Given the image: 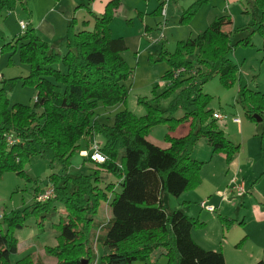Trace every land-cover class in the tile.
Masks as SVG:
<instances>
[{"label":"trees","instance_id":"1","mask_svg":"<svg viewBox=\"0 0 264 264\" xmlns=\"http://www.w3.org/2000/svg\"><path fill=\"white\" fill-rule=\"evenodd\" d=\"M209 2L195 0L181 21ZM252 3L261 16L253 23L251 33L261 36L264 51V0ZM18 4L24 6V1L0 0V14L12 12ZM119 6L120 0H110L103 13L94 17L91 30L75 32L69 23L63 54L42 41L31 26L14 39L13 46L10 42L0 49L2 53L4 48L18 46L20 63L29 67L23 83L36 91L33 108L10 105L7 92L13 81L1 80L0 177L7 172L23 177L24 165L34 156L61 168L60 173L46 179L43 189H34L31 206L3 217L6 230L3 234L0 232V264H39L31 255L11 262L10 257L18 251L14 234L29 219H34L38 226L52 221L57 204L63 211H59L57 224L52 225L58 232L56 244L44 249L55 264L84 261L88 264L94 257V235L102 225L104 234L96 239L105 249L102 264L148 260L157 249L164 253L166 264H226L221 252L204 250L192 240V229L202 227L203 223H196L181 210L167 212L163 199L165 194L179 197L193 181L197 182L198 178H191L202 163L191 159L190 154L198 140H206L212 153H223L227 165L237 151L212 117L213 112L208 109L210 97L201 92V85L215 76L224 87L236 80L238 70L229 58L233 51L232 21L227 15L216 17L200 34L177 42L173 54L159 53L160 60L165 59L170 67L163 76L169 84L154 99L175 94L166 109L138 100L145 107L144 115L136 116L125 109L110 124H104L96 120L95 110L99 104L106 108L124 105L128 92L123 83L131 74L122 57L127 49L124 39L112 38L110 33V24ZM160 8L161 4L156 11ZM225 27L229 30L223 31ZM236 44L252 45L249 38ZM180 70L182 73L174 77ZM245 92L246 87L241 83L239 94L245 96ZM257 99L264 104L263 97ZM254 108L257 111L261 106ZM178 110L182 116L172 117ZM248 117L255 120L254 116ZM184 124H188L186 135L173 138L167 133L165 148L147 140L155 126L164 125L172 132ZM96 137L101 139L99 152L105 161L98 164L87 158L86 162L97 168L93 167L89 175H69L72 157L82 150L80 141L88 150ZM102 171L113 176L120 189L119 193H113L111 200L107 193L115 185L99 187L104 176ZM48 185L53 187V197L38 202L37 196ZM104 204L110 216L100 225L93 217Z\"/></svg>","mask_w":264,"mask_h":264},{"label":"rangeland","instance_id":"2","mask_svg":"<svg viewBox=\"0 0 264 264\" xmlns=\"http://www.w3.org/2000/svg\"><path fill=\"white\" fill-rule=\"evenodd\" d=\"M38 1L25 0L24 6L18 4L10 13L1 12L0 49L7 43L12 42V46L15 44L14 39L21 34L18 26L20 20L30 21L35 34L42 41L48 44L53 43V39L46 36L44 38L36 30L38 19L35 4ZM50 1L52 5H57L53 14L49 13V15L53 16L52 19L55 20L57 26H61V28H56L62 38L57 51L63 54L65 52L64 37L69 23H72V29L75 32L91 30L94 23L91 22V26L87 27L85 21L83 24V19H75L73 10L71 13L65 11L68 8L67 5L73 0ZM171 1L165 8V18L154 17L142 23L135 12H132L130 17L123 11L128 12L129 8L132 11H139L144 6L143 2L122 0L121 7L124 3L125 8L111 21V37L124 38L129 35L144 38L140 40V49L127 48L122 53L123 59L131 69L128 80L123 83L128 92L126 103L107 108L99 104L95 110V118L99 123L110 124L113 117L125 109L136 116H142L145 114V107L138 100L149 101L154 106L158 105L161 109H166L175 94L166 99H154L169 84L168 81L163 80V76L170 67L165 59L160 60L159 53L163 51L170 55L173 54L177 42L193 38L207 27L204 26L206 21L202 14L207 8L202 7L213 5L218 8L224 7L226 12L224 15L230 17L231 26L234 29L231 36L233 51L229 58L238 70L236 80L233 85L224 87L219 77L215 76L201 85V92L210 97L208 109L220 115L221 120H218V126L225 138L237 147V151L232 157L231 163L233 164L230 167L226 164L223 153H212L206 140H198L190 154L191 159L202 163L200 170L191 178V180L198 178L197 182L193 181L190 188L179 197L165 194L164 207L167 212L183 210V213L196 223H203L202 227L192 229L194 242L200 244L204 250L221 252L226 264L264 262V104H260L257 99L264 98V51L261 36L258 33H251L253 23L260 19L261 13L253 7L252 0H242L239 5L232 3L231 0H210L213 4L210 2L204 4L201 10L198 8L196 13H192L187 20L182 22L184 12L195 0ZM153 3L155 4L156 0ZM80 8L77 7L76 10ZM44 10L41 9L40 13L42 14ZM141 12L143 14V11ZM150 15L148 14L152 17ZM130 22L134 24L129 26ZM145 25L151 28L146 32V36L142 34V28ZM226 28L223 31H227ZM244 38H249L252 45L236 44L238 40ZM28 73L29 67L19 61L18 46L13 49L4 48L0 53V88L1 80L13 81L7 92L10 105L21 104L33 108L36 91L32 86L23 83ZM241 83L246 87L245 96L239 94ZM254 106H261V108L256 111ZM182 114V111L178 110L172 117L179 118ZM248 115L252 117L257 115L261 120L259 122L256 119L251 120ZM167 132L166 126H155L150 130L147 140L159 147L164 145L162 148H165L164 137ZM95 141L97 144L101 143L98 137ZM80 145H82V150L71 159L68 173L72 176L89 175L90 170L97 168L94 164L86 162L87 158L81 154L88 152L90 148L86 150L83 141H80ZM23 171V177L12 172L4 173L0 177V232L2 234L6 230L3 217L31 206L34 202V189H43L46 179L52 174L60 173L61 168L58 164L51 165L47 160L34 156L24 165ZM101 173L104 175L99 186L101 189L108 184L115 185L113 191L107 193L108 199L111 200L113 193L120 191L117 180L104 171ZM231 179L243 183L244 194L242 196L236 197L235 194L228 192L226 186ZM216 191L224 195L219 198L215 195ZM203 202L206 206L212 207L214 212L201 210L199 204ZM56 207V216L52 221H46L42 226H38L34 219H29L25 222L23 229L15 232L18 251L10 257L11 262L14 263L26 255H31L39 264H55V260L47 256L44 249L56 244L55 236L58 232L52 229V225L57 224L59 211L60 213L63 211L60 204ZM109 216L108 207L104 204L93 218L102 225ZM102 227L103 225L99 226L94 235L92 244L94 257L88 264H102L105 249L96 240L99 235L104 234ZM161 252L157 249L148 260H138L130 264H166V257Z\"/></svg>","mask_w":264,"mask_h":264},{"label":"crops","instance_id":"3","mask_svg":"<svg viewBox=\"0 0 264 264\" xmlns=\"http://www.w3.org/2000/svg\"><path fill=\"white\" fill-rule=\"evenodd\" d=\"M23 1H24V4H25V0H23ZM109 1L110 0H73V2L71 4H68L67 5L68 8H66L65 11H67L68 13H71V11L73 10L75 19L76 18L83 19L82 20L83 21V24H84V21H85L87 23V27H88V26H91V22L94 23V17H99L103 13L105 5ZM153 1L154 0H141V2H143V5H144L141 8V10H139V11H132L131 8H129L128 9V12H126V11H123V12L126 13L127 15H129L130 17H131L132 12H135L137 14V17L139 18L140 22H142V23H144V20L152 19L154 17L165 18L166 13H165L164 16L161 15L162 8H160L159 11L158 10L156 11V9L162 3V0H156V3L155 4L153 3ZM241 1L240 0H231L232 3L235 2L238 5L241 3ZM171 2L172 1L169 0V3L167 5H169ZM121 3H122V0H120V6L116 10V12L114 14V17L116 15H118L121 12V10H124V8H125L124 7L125 6L124 3H123V6L121 7ZM210 4H213L212 1L210 2ZM58 5H60V3H58ZM56 6L57 5H55V4L52 5V3H51L50 0H39L35 4V9H36V12H37L36 18L38 19V21H37V29L36 30L44 38L46 36V37H48L51 40L53 39L52 40L53 43H51L49 45L51 47H54L55 50H58L57 48L60 47L61 42H62V38H61L60 34L57 32V30H56V28L59 27V26H57L56 23H55V20L52 19L53 16L51 17L49 15V13L50 14H53V11L56 8ZM49 7H50V9H49ZM77 7H81V8L78 9V10H76ZM202 8H207L202 13L203 14V19H204V21H206V23L204 24L205 27L208 26L213 21V19H215L216 17H219L221 15L226 14V12L224 10V7H219L218 8L216 5H213V6H210V7L204 6ZM41 9H45L42 14L40 13L41 12ZM200 10H199V12H200ZM141 11H143V14H141L142 13ZM148 14L149 15L151 14L150 16H152V17H149ZM79 17H81V18H79ZM18 22H24V23L27 24V26H31L32 25L30 21L25 22V21L20 20ZM133 24L134 23H131L130 22L128 25L130 26V25H133ZM18 26H19V23H18ZM59 28H61V26ZM142 29H143L142 34L144 36H146V32L147 31L151 30L150 26H146V25ZM19 30H20V28H19ZM231 30H234V29H232V27H231ZM143 38H144L143 36L142 37L139 36V38H138L136 36H129V35H127L123 39H124L125 45H126V47L128 49H131V50L132 49H136V50H138L141 47V41H142ZM217 124L219 125L218 122H217ZM187 132H188V124H184V125H181L178 128H176L174 131L167 132V133L171 137H173V138H179V137H182V136L186 135ZM160 147L162 148V147H164V145H161ZM232 164L233 163H230L229 166L231 167ZM233 181H236V180L235 179L229 180V182H228V184L226 186L228 192L233 193L232 195L235 194L234 191L232 190ZM236 183H239V182L236 181ZM183 194L184 193H182L181 195H183ZM215 195H217L219 198H221L224 194L221 193L220 191H216L215 192ZM182 212H183V210H182ZM192 231H191V238L193 240ZM197 245L200 246V244H198V243H197Z\"/></svg>","mask_w":264,"mask_h":264},{"label":"built area","instance_id":"4","mask_svg":"<svg viewBox=\"0 0 264 264\" xmlns=\"http://www.w3.org/2000/svg\"><path fill=\"white\" fill-rule=\"evenodd\" d=\"M169 3V0H162V3H161V8H162V13L161 15L164 16L165 15V8L167 6V4ZM26 27H27V24L24 23V22H19V28H20V31L21 33H23L25 30H26ZM181 72L178 71L174 74V77H177ZM212 117L215 119V120H221V117L219 114H216V113H213ZM99 144V143H98ZM96 142H94V144L90 147L89 151L88 152H83L81 153L83 155L84 158H89L91 161L95 162V163H103L105 161V158L104 156H102L99 152V148H100V145H98ZM232 190L234 191L235 195L237 197H240L244 194V186H243V183L240 182V183H236V181H233V186H232ZM53 197V187L51 185H48L42 193H40L36 200L38 202H46L48 199L52 198ZM199 207L202 209V210H205V211H208V212H213L214 209L212 207H208L205 205V203H200L199 204Z\"/></svg>","mask_w":264,"mask_h":264},{"label":"water","instance_id":"5","mask_svg":"<svg viewBox=\"0 0 264 264\" xmlns=\"http://www.w3.org/2000/svg\"><path fill=\"white\" fill-rule=\"evenodd\" d=\"M254 118L256 119L257 122H259L261 120L260 118H258L256 116H254ZM82 264H87V261H84Z\"/></svg>","mask_w":264,"mask_h":264},{"label":"bare ground","instance_id":"6","mask_svg":"<svg viewBox=\"0 0 264 264\" xmlns=\"http://www.w3.org/2000/svg\"><path fill=\"white\" fill-rule=\"evenodd\" d=\"M100 145V144H99Z\"/></svg>","mask_w":264,"mask_h":264}]
</instances>
